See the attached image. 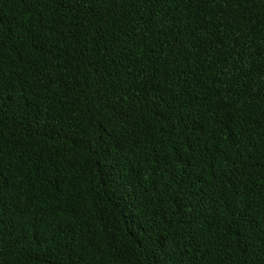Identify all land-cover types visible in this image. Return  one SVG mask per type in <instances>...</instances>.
<instances>
[{"label": "trees", "instance_id": "1", "mask_svg": "<svg viewBox=\"0 0 264 264\" xmlns=\"http://www.w3.org/2000/svg\"><path fill=\"white\" fill-rule=\"evenodd\" d=\"M0 264H264V0H0Z\"/></svg>", "mask_w": 264, "mask_h": 264}]
</instances>
